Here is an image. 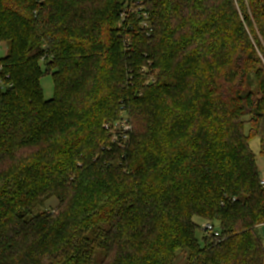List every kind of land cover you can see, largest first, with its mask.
Returning <instances> with one entry per match:
<instances>
[{"label":"trees","instance_id":"1","mask_svg":"<svg viewBox=\"0 0 264 264\" xmlns=\"http://www.w3.org/2000/svg\"><path fill=\"white\" fill-rule=\"evenodd\" d=\"M104 1L0 0V264H264V0Z\"/></svg>","mask_w":264,"mask_h":264},{"label":"rangeland","instance_id":"2","mask_svg":"<svg viewBox=\"0 0 264 264\" xmlns=\"http://www.w3.org/2000/svg\"><path fill=\"white\" fill-rule=\"evenodd\" d=\"M116 2V1H121V0H105L104 2L107 4V6H110L109 3L111 2ZM100 0H96V3H99ZM128 5V4H127ZM126 6V5H125ZM125 6L123 8H125ZM122 8V7H121ZM141 9V7H136L135 5H133V10L134 11H139ZM125 14V13H122ZM124 17V16H122ZM8 51V44L7 43H1L0 42V59L2 57H5ZM45 67L44 65H42V70H44ZM153 74L158 75V72H153ZM41 87H43V94L46 100H51L54 95H55V85H54V81H53V77L51 76V74H44L43 77L41 78ZM248 131V128H246V132ZM131 137V135H130ZM130 141V140H129ZM250 147L252 149V151L254 153H256V161H257V166L260 172V178L261 180H264V155H262L261 153V148H260V141L258 138H255L251 141L250 143ZM58 200L55 198H52L51 200H49L43 210H49V211H56L58 209ZM199 225L200 227L197 229L196 231V236L197 239L199 240L200 244L203 243V239L204 237H209L210 235H208L204 230H203V225L205 223H211L212 225H214L215 227V232H217L219 235L220 233L223 231L221 229H219L215 223H212L210 221H199ZM264 228V225L259 227V229ZM258 229V230H259ZM263 232H261V236L264 237V230H262ZM226 238V237H223ZM188 259V252L187 251H180L177 253V259L175 264H186Z\"/></svg>","mask_w":264,"mask_h":264},{"label":"built area","instance_id":"3","mask_svg":"<svg viewBox=\"0 0 264 264\" xmlns=\"http://www.w3.org/2000/svg\"><path fill=\"white\" fill-rule=\"evenodd\" d=\"M144 17L148 20L147 14H144ZM145 27H148V23L146 21L143 22ZM142 74L145 75V85H151L156 83L157 78L153 72H151L148 66L143 67ZM104 129L107 130L112 135V141L116 143L126 144L130 140V135L132 133V125L130 119L126 113H124L120 120L115 123H105L103 125ZM262 186L264 187V180L261 181ZM203 230L210 236L218 235L215 232V227L211 223H205L203 225Z\"/></svg>","mask_w":264,"mask_h":264}]
</instances>
